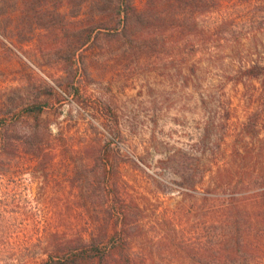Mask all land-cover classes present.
I'll return each instance as SVG.
<instances>
[{"label": "rangeland", "instance_id": "1", "mask_svg": "<svg viewBox=\"0 0 264 264\" xmlns=\"http://www.w3.org/2000/svg\"><path fill=\"white\" fill-rule=\"evenodd\" d=\"M130 1L144 9L146 0ZM215 1L216 12L200 16V27L224 25L194 43L198 78L187 85L175 76L181 34L142 29L135 18L126 26L117 10L122 0H0V139L16 146L27 127L7 115L10 101L46 85L63 97L44 116L40 159L23 172L20 152L0 157V264H42L57 250L103 243L125 205L133 209L135 255L175 264L168 254L174 241L158 233L160 219L175 224L176 210L200 201L199 186L193 198L183 195L191 177L205 171V159L223 157L224 135L243 121L241 90L224 88L221 72L246 59L236 37L264 23V0ZM84 31L91 34L86 46ZM205 92L215 97L208 110ZM208 122L212 141L203 146Z\"/></svg>", "mask_w": 264, "mask_h": 264}, {"label": "trees", "instance_id": "2", "mask_svg": "<svg viewBox=\"0 0 264 264\" xmlns=\"http://www.w3.org/2000/svg\"><path fill=\"white\" fill-rule=\"evenodd\" d=\"M122 2L117 10L119 15L124 14L126 26L135 18L142 29L151 26L169 29L177 36L181 34L176 43L175 66L179 63L182 67L177 68L175 76L187 85L195 84L198 66L193 62L194 43L204 32L212 39V33L218 34L224 25L221 23L211 31L200 27L198 18L216 12V1L146 0L141 12H137L130 0ZM83 34L86 46L91 34L90 31ZM260 37L264 38V23H260L256 33L241 38L247 40V44L236 37L246 50V59H241L236 66L229 64L222 68L224 88L232 86L241 90L244 119L238 126L230 125L233 129L224 135L222 141H229L225 143L223 157L215 161L205 159V171L194 172L191 177L187 186L190 193L183 195L193 198L199 186L203 191L200 201L192 208L176 210L175 224L169 218L160 219L158 233L174 241L168 254L175 259V264H264V190L256 192L264 189V45L259 44ZM65 87L68 88L59 85L63 93L68 92ZM204 94L201 105L208 110L215 97ZM62 99L55 88L46 85L31 91L26 100L20 97L16 102L10 101L7 115L16 116V127L19 124L27 127L20 128L23 136L20 135L16 146L7 138L0 139V157L14 158V153L20 152L25 158L22 161L26 162V165L19 163L23 172L24 167L31 166V160L40 159L46 148L44 116L62 104ZM230 112H225L223 122L227 125L232 119ZM212 128L213 123L208 122L201 140L203 146L211 143ZM106 157L109 159L108 155ZM110 173L105 169V176ZM132 212L127 205L117 209L118 219L105 242L92 240L75 248L57 250L42 264H157L151 253L141 258L134 253L136 237L128 226Z\"/></svg>", "mask_w": 264, "mask_h": 264}]
</instances>
